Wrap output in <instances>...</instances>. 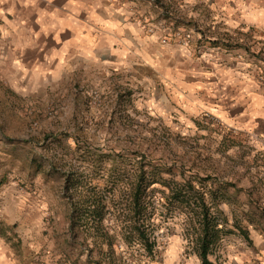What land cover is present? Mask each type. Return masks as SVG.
Instances as JSON below:
<instances>
[{
  "label": "rangeland",
  "instance_id": "374dc122",
  "mask_svg": "<svg viewBox=\"0 0 264 264\" xmlns=\"http://www.w3.org/2000/svg\"><path fill=\"white\" fill-rule=\"evenodd\" d=\"M113 1L149 36L150 57L180 50L196 77L238 72L264 89V0ZM164 69L33 79L29 94L0 76V237L22 263L202 264L200 190L216 223L207 260L264 264V131L146 108L156 92L174 96ZM138 167L148 187L134 214ZM185 181L192 200L171 199Z\"/></svg>",
  "mask_w": 264,
  "mask_h": 264
},
{
  "label": "crops",
  "instance_id": "0c3cea01",
  "mask_svg": "<svg viewBox=\"0 0 264 264\" xmlns=\"http://www.w3.org/2000/svg\"><path fill=\"white\" fill-rule=\"evenodd\" d=\"M131 17L125 3L117 6L113 0H0V76L14 79L15 86L19 81L18 93L29 94L33 79L46 84L79 72L131 80L171 68L174 96L156 92L147 96L151 105L146 108L168 112L189 126L210 114L222 125L264 131L260 83H249L238 72L196 77L181 69L180 50L164 59L150 57L149 36ZM160 61H165L162 67ZM0 264L30 262L26 258L22 263L0 237Z\"/></svg>",
  "mask_w": 264,
  "mask_h": 264
},
{
  "label": "trees",
  "instance_id": "16d2710c",
  "mask_svg": "<svg viewBox=\"0 0 264 264\" xmlns=\"http://www.w3.org/2000/svg\"><path fill=\"white\" fill-rule=\"evenodd\" d=\"M139 171L134 173V177L135 180L137 181V185L135 187H131L130 192H129V197H130V202L128 203L129 205H131L133 208H130V212L133 209L134 214L136 213H140L142 208H141V204L143 202V196L146 193L147 187H148V183L145 184L144 183V174L145 171H143L142 167H138ZM147 179H152L153 181H151L152 183L155 182L154 181V177L150 174L149 177ZM189 187V188H193L192 184L188 183V181H185L183 183V185H180L179 187H177V190L174 191V193H172L171 195V199H175L181 197L180 201H186L189 202L192 200V194L189 193L188 191H186L187 189L185 187ZM200 190H197V193H199V197H200V201H201V205H202V218H203V222H202V234L199 235L196 239V243L198 246V251H199V255L200 258L202 260V264H211L208 260H207V253H208V249L209 246L212 242V237H213V232H214V225H216V223H214L213 221L214 218L212 216L209 215V210L210 207L207 206L206 201H205V191L204 192H198ZM87 201V200H86ZM102 199H97L96 203L93 207V210L91 212H95V214L100 215L101 214V209H102ZM90 209V208H89ZM210 216V217H209ZM147 220V219H146ZM209 228L211 229V231L209 230ZM212 234V235H211ZM142 236L144 237V234H142ZM153 247V244H149L148 248L149 250H151Z\"/></svg>",
  "mask_w": 264,
  "mask_h": 264
},
{
  "label": "built area",
  "instance_id": "2783aa9c",
  "mask_svg": "<svg viewBox=\"0 0 264 264\" xmlns=\"http://www.w3.org/2000/svg\"><path fill=\"white\" fill-rule=\"evenodd\" d=\"M262 139L264 140V135L262 136Z\"/></svg>",
  "mask_w": 264,
  "mask_h": 264
}]
</instances>
